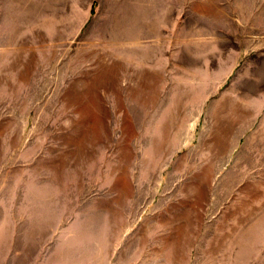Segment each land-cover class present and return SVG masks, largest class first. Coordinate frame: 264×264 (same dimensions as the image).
<instances>
[{
  "label": "rangeland",
  "instance_id": "1",
  "mask_svg": "<svg viewBox=\"0 0 264 264\" xmlns=\"http://www.w3.org/2000/svg\"><path fill=\"white\" fill-rule=\"evenodd\" d=\"M0 264H264V0H0Z\"/></svg>",
  "mask_w": 264,
  "mask_h": 264
}]
</instances>
